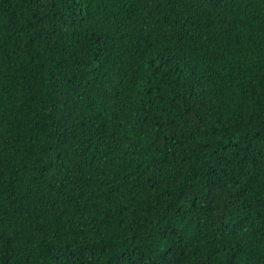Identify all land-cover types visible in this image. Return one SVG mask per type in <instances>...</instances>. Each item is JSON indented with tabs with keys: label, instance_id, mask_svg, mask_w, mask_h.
Segmentation results:
<instances>
[{
	"label": "trees",
	"instance_id": "trees-1",
	"mask_svg": "<svg viewBox=\"0 0 264 264\" xmlns=\"http://www.w3.org/2000/svg\"><path fill=\"white\" fill-rule=\"evenodd\" d=\"M0 264H264V0H0Z\"/></svg>",
	"mask_w": 264,
	"mask_h": 264
}]
</instances>
